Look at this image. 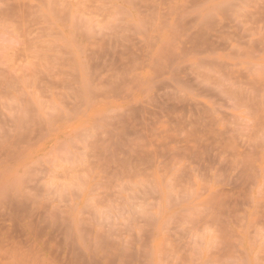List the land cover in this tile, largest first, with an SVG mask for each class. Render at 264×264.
<instances>
[{
  "label": "rangeland",
  "instance_id": "1",
  "mask_svg": "<svg viewBox=\"0 0 264 264\" xmlns=\"http://www.w3.org/2000/svg\"><path fill=\"white\" fill-rule=\"evenodd\" d=\"M0 264H264V0H0Z\"/></svg>",
  "mask_w": 264,
  "mask_h": 264
}]
</instances>
